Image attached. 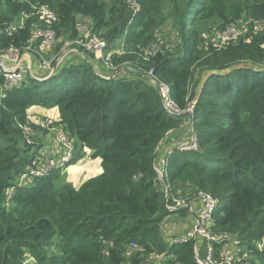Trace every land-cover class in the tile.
Returning a JSON list of instances; mask_svg holds the SVG:
<instances>
[{
	"label": "trees",
	"instance_id": "obj_1",
	"mask_svg": "<svg viewBox=\"0 0 264 264\" xmlns=\"http://www.w3.org/2000/svg\"><path fill=\"white\" fill-rule=\"evenodd\" d=\"M32 1L0 0V29L38 1L57 20L31 16L24 29L2 34L1 48L25 45L36 26H48L62 40L59 50L91 17L109 49L126 37L128 46L111 61L130 63L134 73L106 78L97 72L108 71L103 61L85 55L47 80L30 78L0 94V264H23L28 253L36 264H200L193 238L166 242L164 220L189 214L188 207L169 211L166 183L174 196L201 190L218 200L211 231L228 240L214 242L217 256L237 246L234 264H264V0H138L135 16L127 0ZM243 18L247 33L223 45L208 38ZM169 20L174 39L161 42ZM154 44L159 49L146 58ZM150 70L171 85L182 110L195 101L201 150L171 154L165 181L156 169L159 144L182 120L165 109ZM35 105L59 108L76 150L69 165L87 148L102 159L103 172L78 188L58 167L20 182L44 146L41 139L29 144L24 129ZM52 246L58 251L49 254Z\"/></svg>",
	"mask_w": 264,
	"mask_h": 264
},
{
	"label": "built area",
	"instance_id": "obj_2",
	"mask_svg": "<svg viewBox=\"0 0 264 264\" xmlns=\"http://www.w3.org/2000/svg\"><path fill=\"white\" fill-rule=\"evenodd\" d=\"M28 1L32 3V0H20ZM130 8L133 11L135 16L141 8V5L138 0H127ZM31 16H37L40 20L47 21L49 24L54 23L57 20V14L53 9L48 5L42 4L38 1L37 4L33 5V12L27 13L22 12L21 19L19 21H14L5 30L0 29V41L3 35H14L18 31L25 28V20ZM96 24L91 17L85 19L79 24L80 34L74 40H69L64 43V45L57 50L56 54L50 57V54H53L54 48H57V45L62 41L58 39L54 30L50 27H37L34 30L32 38L28 41L27 44L22 46L11 45L7 48L0 47V75L3 77V82L0 83V94L6 90H9L29 78H34L37 80H46L58 73L61 64L64 59L68 56L69 51L78 52L81 48H86L87 50H93L97 53L98 58L103 59L105 67L108 69L107 72L99 74L106 78H111V75L114 73L116 68L114 63L111 61V53L104 56L103 53L108 49V42L106 39L99 37L97 30H95ZM5 33V34H4ZM3 34V35H2ZM1 44V43H0ZM73 44L74 47L71 50L65 51L67 45ZM159 49V46L150 45L144 51V56L154 54ZM123 49L118 50L122 52ZM54 61H56L54 63ZM111 70V71H109ZM149 74L152 76L153 82L158 83V89L162 95V101L165 109L172 115L186 111L194 110L195 101L189 106L188 109L182 110L176 101L173 98L171 85L161 81L156 76L153 77L154 71L150 70ZM54 122V119L51 117H46L41 125L44 127L50 126ZM26 138L29 144H36L37 142L32 138L26 130ZM57 144L61 148H66L69 155L74 153V145L72 140L69 137V134L65 131L63 125L59 128V133L56 137ZM176 150L179 151H200V141L199 136L195 127H191V134L189 133L186 140L179 141L175 146L170 148L169 154L167 157H162L157 160L156 169L158 172V177L160 180L165 181L167 177V167L169 163V157ZM68 157H64L62 160H53L47 162L46 164L39 165L37 162H34V166L28 167L27 171L21 175L20 182L31 177V175H39L45 172L48 169L57 167L63 161H66ZM200 198L202 205L198 208H194L196 213L195 224L191 232L184 235H176L177 241L183 242L193 238L196 242L195 256L200 264H234V259H236V250L238 248H229L227 247L224 252L220 253L222 260L216 262L217 253L214 248V242H223L228 240V235L213 233L211 227L213 225V214L218 205V200L213 197L210 193L204 191H198L194 194L193 197L190 196H174L171 192V187L166 183V202L171 198L174 202V205H170L169 211L178 210L182 205L185 207H190V199ZM11 198V195L8 196ZM189 200V201H188ZM192 207V206H191ZM190 207V208H191ZM167 223V221H166ZM165 223V224H166ZM169 231V230H168ZM167 237H171V233H165ZM202 239L206 241V259L204 260L200 254V244L198 240ZM133 246H137V243L132 242ZM258 247H264V239L258 242ZM27 256L23 264H29L33 257Z\"/></svg>",
	"mask_w": 264,
	"mask_h": 264
},
{
	"label": "rangeland",
	"instance_id": "obj_3",
	"mask_svg": "<svg viewBox=\"0 0 264 264\" xmlns=\"http://www.w3.org/2000/svg\"><path fill=\"white\" fill-rule=\"evenodd\" d=\"M21 3H25L28 1H20ZM135 22L136 20H133V24L130 26V29L135 27ZM250 25L249 22H247L245 20V18H243L242 20H240L239 22L236 23H232L230 25H228L227 30L223 31L222 33H219L215 36H208V38H210L212 41H214L216 44L219 45H223L227 42L228 39L230 38H237L239 35L243 34V33H247L248 32V26ZM164 33L162 34L161 37V42L165 41V39L163 37L165 36H169L171 38L174 39V29H173V23L171 20H169L163 27ZM104 32L105 30H101V31H97L99 37L104 38ZM177 36V34H176ZM105 39V38H104ZM125 44V45H124ZM128 46L127 43V39L126 37L124 39L118 40L116 43L114 44H110V49H108L107 51H105L103 53L104 56L110 54L113 50L116 49H121L123 48V50H125V48ZM155 46H159V44H155ZM74 47L73 44H69L66 46L65 51L67 50H71ZM57 52L56 47L54 48L53 54H50V57H52L53 55H55ZM80 54V55H79ZM85 55L90 56V59L92 61L98 62V55L95 51L93 50H87L86 48H81L80 51L78 52H71L69 51L68 56L65 58L67 59V63H65V59L64 61L61 63L63 66H71L73 64H78L80 62L85 61ZM102 61V59H100ZM56 61H54L55 63ZM94 65H98L96 63H93ZM101 65V64H100ZM116 68L114 69V73L111 75V78H113L115 75L117 74H124V75H128L131 73H134V66H132L130 63L128 62H123L122 64H118V65H114ZM97 68V67H96ZM98 69L102 72L105 73V70L100 67H98ZM124 69L127 70V73L124 72ZM97 70V72L99 73L100 71ZM111 71V70H109ZM124 72V73H123ZM129 72V73H128ZM38 82V80H33V83L36 84ZM35 106H39V105H35ZM33 107V106H32ZM29 110V109H28ZM48 116H41V117H36L33 118L32 114L30 112H28V124L24 126V129L31 134L32 138L35 139H42L44 140H50L51 141V149L48 148L47 146H43L39 148V151L36 154V159H39V162H37L39 165H43L46 164L47 162L53 161V160H62L64 157H68V159L66 161H63L60 165H58V168H62V180L64 182H72V179L80 174V168L76 167L77 165H79L81 168H84L86 165H88L87 163H84L88 158V155L91 156V154L89 153V149L86 148L87 151V155L79 160L77 163L69 165V161L73 158V156L75 155V149H74V153L72 155H69L66 148H61L59 151L56 150L55 147H53L54 143H57V135L59 133V128L62 127V123L59 119H54V122L48 126V127H44L41 125V122ZM183 123V120L181 121ZM187 133L191 134V129H187L186 131ZM36 137V138H35ZM92 157V156H91ZM84 163V164H83ZM89 176V175H88ZM74 184V183H73ZM165 190V188H164ZM181 207H185L184 205H182ZM172 218H178L175 215L171 216ZM168 220L171 221V219L169 218ZM180 220H183V222H185V219H178L179 222H181ZM166 222V221H164ZM187 222H185L186 224ZM168 228V225H167ZM163 229L165 230V233L168 232V229H166V226L163 227ZM169 231H171V235L172 232L174 231L173 229H171V227H169ZM186 233V232H185ZM176 236H171V237H167L166 238V242L167 244L170 246L171 244H173L175 241H177ZM234 248H238V252L240 253L241 248L237 247V246H233ZM58 250L52 246L49 249V254H54L56 253ZM238 253V254H239ZM238 254H237V258H238ZM28 256H31L28 254ZM32 257V256H31ZM31 257H28L31 259ZM157 256H153L152 259H156ZM201 257L205 260L206 259V249H203V251L201 252ZM162 260V259H160ZM222 260L221 256L218 255L216 258V262H220ZM29 264H36V260L33 257V259H31ZM237 264V263H236Z\"/></svg>",
	"mask_w": 264,
	"mask_h": 264
},
{
	"label": "crops",
	"instance_id": "obj_4",
	"mask_svg": "<svg viewBox=\"0 0 264 264\" xmlns=\"http://www.w3.org/2000/svg\"><path fill=\"white\" fill-rule=\"evenodd\" d=\"M80 55V54H79ZM86 57V56H84ZM65 63H67V59H65L64 61ZM205 78V76H204ZM204 78L201 81L200 87L198 89V93L200 91L201 85L203 84ZM28 112H30L33 116V118L36 117H41V116H48L54 119H59L60 118V111L58 107H54V108H47V107H43V106H33L31 107ZM186 119H183V122H185ZM187 129H190V127H186L184 129H179V130H175L170 134H167V138H165L164 140H162L159 152H158V159L162 158V157H167L170 151V148H172L173 146H175L177 144V142L179 141H183L186 140L189 133H187ZM45 144V146H47L48 148L51 149V141L50 140H44L43 142ZM53 147L56 148V150H60L61 147L57 144L54 143ZM89 153H92V150L89 149ZM88 159L84 162L87 163L88 165H86L84 168H81L79 165H77L76 167L80 168V174L75 176L72 179V184L75 187H80L82 185L83 182H85L88 178L98 175L100 173L103 172V167H102V159L100 157L97 158H92L90 155H88L87 157ZM83 163V164H84ZM89 175V176H88ZM191 204V208L188 207V211L189 214L188 215H182V213L177 212L175 215L178 218H172L170 216H168L166 218L165 221H167L166 224L163 225V227L168 225V228L171 227V229H173L174 231L172 232V236L174 235H184L187 234L189 232H191V230L193 229V226L195 224V217H196V213L194 212V208H198L202 205V201L200 198L196 197L192 200H190L189 202ZM171 219L168 220V219ZM178 219H185L187 222L185 224V222H183V220H180L181 222L178 221ZM186 232V233H185ZM168 233H171V231H168ZM198 243L200 244V254L203 251V249H206V241L199 239ZM207 252V250H206Z\"/></svg>",
	"mask_w": 264,
	"mask_h": 264
},
{
	"label": "water",
	"instance_id": "obj_5",
	"mask_svg": "<svg viewBox=\"0 0 264 264\" xmlns=\"http://www.w3.org/2000/svg\"><path fill=\"white\" fill-rule=\"evenodd\" d=\"M172 117L175 119H186L185 122H183L182 124H180L179 126H177L176 128L171 129L167 134L172 133L175 130H179V129H184L186 127L191 126L194 121H195V114H194V110L193 111H186V112H181V113H177V114H172ZM162 141L159 144V147L161 145ZM157 156V154H155V157Z\"/></svg>",
	"mask_w": 264,
	"mask_h": 264
},
{
	"label": "clouds",
	"instance_id": "obj_6",
	"mask_svg": "<svg viewBox=\"0 0 264 264\" xmlns=\"http://www.w3.org/2000/svg\"><path fill=\"white\" fill-rule=\"evenodd\" d=\"M107 42H108V41H107ZM108 49H109V43H108ZM108 49H107V50H108ZM121 49H123V48H121ZM107 50H106V51H107ZM118 50H120V49L113 50V51L111 52V55H112L113 53H118V54H120V53H123V52H124V50H122V52H118ZM98 59L100 60L101 58H98ZM102 61H103V59H102ZM64 67H65V66L60 67V70H59L58 73H60L61 70H62V68H64ZM58 73H56V74H58ZM54 75H55V74H54ZM54 75H53V76H54ZM51 77H52V76H51ZM51 77H50V78H51ZM29 79H30V78H29ZM29 79H27V80H29ZM31 79H33V80H37V79H34V78H31ZM48 79H49V78H48ZM27 80H26V81H27ZM46 80H47V79H46ZM38 81H39V80H38ZM59 120H60V118H59ZM192 126H193V124H192L191 126H189L190 129H191ZM193 127H194V126H193ZM41 141L44 142L42 139H41ZM43 144H44V143H43ZM44 146H45V144H44ZM160 146H161V145H160ZM165 220H166V219H165ZM165 220H164V221H165ZM165 223H166V222H163V225H164ZM162 227H163V226H162ZM166 229L169 230V228H167V226H166ZM174 236H176V235H174ZM194 241H195V240H194ZM196 242H197V241H196ZM28 254L31 255L30 253H28ZM28 254H27L26 256H28ZM31 256H32V255H31ZM32 257H33V256H32Z\"/></svg>",
	"mask_w": 264,
	"mask_h": 264
}]
</instances>
